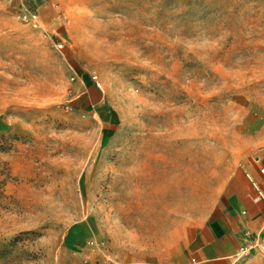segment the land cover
<instances>
[{"label": "rangeland", "instance_id": "374dc122", "mask_svg": "<svg viewBox=\"0 0 264 264\" xmlns=\"http://www.w3.org/2000/svg\"><path fill=\"white\" fill-rule=\"evenodd\" d=\"M261 147L264 0H0V264H161Z\"/></svg>", "mask_w": 264, "mask_h": 264}, {"label": "crops", "instance_id": "0c3cea01", "mask_svg": "<svg viewBox=\"0 0 264 264\" xmlns=\"http://www.w3.org/2000/svg\"><path fill=\"white\" fill-rule=\"evenodd\" d=\"M87 91L92 97L97 95L91 87ZM261 169H264V147L246 156L233 170L215 209L206 218L191 224L179 250L161 264H241L240 254L249 237L264 240V172ZM256 249H251L254 255L251 258L259 256Z\"/></svg>", "mask_w": 264, "mask_h": 264}, {"label": "built area", "instance_id": "2783aa9c", "mask_svg": "<svg viewBox=\"0 0 264 264\" xmlns=\"http://www.w3.org/2000/svg\"><path fill=\"white\" fill-rule=\"evenodd\" d=\"M22 19L25 21V22H29V23H32L35 25V16L34 14H23L22 15ZM97 85L98 82H97ZM262 172H264V169H261ZM249 237V235H247V238ZM253 248H257L258 251H261V252H264V240H261L260 238H254V239H251V237H249V240L247 241V245L242 248V251H241V254H240V257L246 255L247 253H249L251 251V249Z\"/></svg>", "mask_w": 264, "mask_h": 264}]
</instances>
